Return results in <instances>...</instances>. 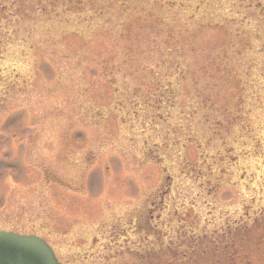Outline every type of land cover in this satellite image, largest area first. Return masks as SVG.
<instances>
[{"label":"rangeland","instance_id":"1","mask_svg":"<svg viewBox=\"0 0 264 264\" xmlns=\"http://www.w3.org/2000/svg\"><path fill=\"white\" fill-rule=\"evenodd\" d=\"M0 230L62 264L235 231L256 264L264 0H0Z\"/></svg>","mask_w":264,"mask_h":264},{"label":"water","instance_id":"2","mask_svg":"<svg viewBox=\"0 0 264 264\" xmlns=\"http://www.w3.org/2000/svg\"><path fill=\"white\" fill-rule=\"evenodd\" d=\"M0 264H61L53 251L35 235L0 231Z\"/></svg>","mask_w":264,"mask_h":264},{"label":"trees","instance_id":"3","mask_svg":"<svg viewBox=\"0 0 264 264\" xmlns=\"http://www.w3.org/2000/svg\"><path fill=\"white\" fill-rule=\"evenodd\" d=\"M246 238L250 241L249 236L247 235L244 236L245 241ZM200 243L202 247H199ZM204 243H207L206 237L205 235H202L201 237H199L196 243L195 240L193 241L192 246H196L197 249L192 247L190 253H192L194 249L195 250L193 254L190 255L191 257L186 256L184 258H181L180 255L177 257L173 255L167 263L168 264H232L233 263L234 261L233 259L236 257L237 247H239V240L237 239V235L235 231L232 232L231 234L226 233L222 237L220 242L216 243L214 247H211L209 249L203 246ZM259 253L260 255L258 256L259 258L256 264H264V245ZM149 254H150L149 259H151L150 264H159L164 262L163 260L158 259V257H161V254L159 252H155V254L151 252ZM149 254L146 255L147 257H145V259L148 258ZM246 264H253V263L248 261Z\"/></svg>","mask_w":264,"mask_h":264}]
</instances>
